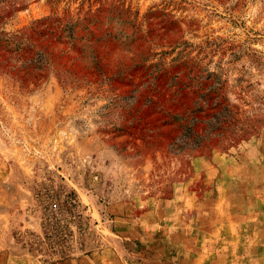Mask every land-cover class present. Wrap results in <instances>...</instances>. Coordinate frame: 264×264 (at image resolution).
I'll use <instances>...</instances> for the list:
<instances>
[{"label": "rangeland", "instance_id": "1", "mask_svg": "<svg viewBox=\"0 0 264 264\" xmlns=\"http://www.w3.org/2000/svg\"><path fill=\"white\" fill-rule=\"evenodd\" d=\"M111 7L82 62L14 51L37 19L82 38ZM161 68L160 107L187 69L218 82L230 122L202 148L141 119ZM0 264H264V0H0Z\"/></svg>", "mask_w": 264, "mask_h": 264}, {"label": "trees", "instance_id": "2", "mask_svg": "<svg viewBox=\"0 0 264 264\" xmlns=\"http://www.w3.org/2000/svg\"><path fill=\"white\" fill-rule=\"evenodd\" d=\"M99 10L98 8L95 11L90 10L81 18L82 21L93 27V29L87 31L89 35L82 38L75 37L74 28L77 27V24L69 18L45 16L37 19L26 27L19 36L15 35L11 39L12 43L16 41L17 43L23 42L25 44L24 48L14 49V51L32 55V49L37 46L38 49L35 50L38 58L49 66L66 53L64 50L61 51L62 53L54 52L51 46L53 44H67L69 45V50H78L80 52V56L78 55L80 59L76 60L82 62L84 61L82 58L84 56L83 45L77 42L93 39L100 45H106L114 35L107 31L106 28L102 34L94 31L99 29L97 28L99 24L112 23L114 18L118 23L117 19H120V11L113 7L105 9V13L102 15L99 14ZM120 21L122 22L123 19H120ZM67 57L71 59L70 56ZM138 61L143 62L145 60L140 58ZM150 66L152 65L145 64L143 68ZM84 69L89 70L88 67H84ZM120 73L122 72H117V74ZM126 73L128 72L125 71L122 75ZM187 73L189 75L186 76L187 82L190 83L185 85L184 81L172 80L168 86L174 88L170 91L168 90L169 93L166 95L167 104L164 107H160L167 91L164 86L166 70L161 68L158 71L150 72L148 74L150 90L142 99L145 111H141V119L147 116L149 111L156 110L155 112L160 113L166 120L177 124L174 140L180 138L183 144H189L187 147H190V149H197L200 146L202 148L203 143H208L213 138L212 132H223L226 130L230 122V116L226 98L221 94L220 86H215L218 82L214 79L209 81L208 76L203 78L205 79L203 81L197 73H193L189 69H187ZM175 76H173L174 79ZM190 86L192 89L184 90L185 87ZM197 89L200 90L198 93L196 92ZM190 93L192 94L189 96ZM197 98L199 99L197 100ZM199 100H201V105L198 104Z\"/></svg>", "mask_w": 264, "mask_h": 264}]
</instances>
